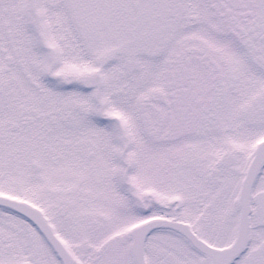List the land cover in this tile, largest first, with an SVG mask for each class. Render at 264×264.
<instances>
[{
	"label": "snow or ice",
	"instance_id": "snow-or-ice-1",
	"mask_svg": "<svg viewBox=\"0 0 264 264\" xmlns=\"http://www.w3.org/2000/svg\"><path fill=\"white\" fill-rule=\"evenodd\" d=\"M0 264H264V0H0Z\"/></svg>",
	"mask_w": 264,
	"mask_h": 264
}]
</instances>
